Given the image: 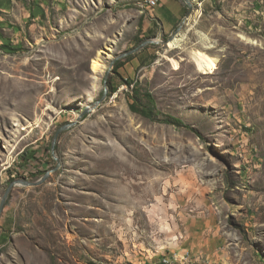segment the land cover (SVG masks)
Instances as JSON below:
<instances>
[{
    "label": "rangeland",
    "instance_id": "rangeland-1",
    "mask_svg": "<svg viewBox=\"0 0 264 264\" xmlns=\"http://www.w3.org/2000/svg\"><path fill=\"white\" fill-rule=\"evenodd\" d=\"M190 2H0V202L54 170L11 189L0 264H164L204 221L264 264V0Z\"/></svg>",
    "mask_w": 264,
    "mask_h": 264
},
{
    "label": "crops",
    "instance_id": "crops-1",
    "mask_svg": "<svg viewBox=\"0 0 264 264\" xmlns=\"http://www.w3.org/2000/svg\"><path fill=\"white\" fill-rule=\"evenodd\" d=\"M209 223L204 221L199 227L187 226L185 235L176 240L175 248L169 253L187 255L185 264H262L254 260L258 258H253V252H245L238 238L227 236L215 228L209 230Z\"/></svg>",
    "mask_w": 264,
    "mask_h": 264
},
{
    "label": "water",
    "instance_id": "water-1",
    "mask_svg": "<svg viewBox=\"0 0 264 264\" xmlns=\"http://www.w3.org/2000/svg\"><path fill=\"white\" fill-rule=\"evenodd\" d=\"M185 1V3L191 8L192 7V4H191V2H190V0H184ZM147 42H145L144 44H146ZM144 44H141L139 47H137V48H135V49H133L132 51H130L128 54H131V53H134L135 51H137L138 49H140ZM123 56V55H122ZM122 56H116V57H114L113 58V60L110 62V64H109V70L110 69H112V65L119 59V58H121ZM104 84H105V88H104V90H103V93H102V96H101V98L99 99V100H97L96 102H94V104L92 105V106H85L84 107V109L80 112V114H79V116H78V118H77V120L75 121V122H71V123H69V124H66V125H64L63 127H62V129H60V130H58V132L55 134V136H54V139H53V142H52V144H51V151L52 152H54V146H55V142H56V139H57V137H58V134L60 133V131H62V130H65V129H67V128H70V127H72V126H74L85 114H87L89 111H91L93 108H95V107H97V105H99L104 99H105V97H106V95H107V88H106V81H104ZM54 158H55V160L57 161V166L59 165V160L57 159V157L56 156H54ZM52 171H54V170H52ZM52 171H50V172H52ZM49 171L48 172H46V174L39 180V181H37V182H33V183H31V182H27L26 180H18V181H15V182H12V183H10L9 184V186H8V188L6 189V191H5V193H4V195H3V197H2V199H1V202H0V216H1V212H2V210H3V208H4V205H5V202H6V200H7V197H8V195H9V193H10V191H11V189L13 188V186L14 185H16V184H21V185H25V186H35V185H39V184H41L42 182H44L46 179H47V177L49 176V173H50Z\"/></svg>",
    "mask_w": 264,
    "mask_h": 264
},
{
    "label": "bare ground",
    "instance_id": "bare-ground-1",
    "mask_svg": "<svg viewBox=\"0 0 264 264\" xmlns=\"http://www.w3.org/2000/svg\"><path fill=\"white\" fill-rule=\"evenodd\" d=\"M146 3H147V0H146ZM202 35V34H201ZM200 35V36H201ZM185 37H184V35H180V36H177V37H174L173 38V40L170 42V46H171V48H176V47H178L179 46V43L184 39ZM202 38H203V40H205L206 38H205V36L203 35L202 36ZM207 44V43H206ZM206 47V46H205ZM208 47V46H207ZM209 48V47H208ZM197 66L199 67V70L200 71H202V72H204V71H206V70H210V71H212V69H215L216 68V66H215V64H214V62L213 61H207V59L206 58H203V56H201V58L200 59H198L197 60ZM102 65L99 63V62H97V61H94L93 62V69H94V71H95V73L96 74H98V73H100L101 71H102V69H103V67L104 66H102ZM94 81L95 82H97L98 81V78L97 77H95L94 78Z\"/></svg>",
    "mask_w": 264,
    "mask_h": 264
},
{
    "label": "built area",
    "instance_id": "built-area-1",
    "mask_svg": "<svg viewBox=\"0 0 264 264\" xmlns=\"http://www.w3.org/2000/svg\"><path fill=\"white\" fill-rule=\"evenodd\" d=\"M159 5V0H147V3L144 4V6L146 7V9L148 10H153L154 8H156ZM188 256L184 255V256H176V255H171V257L164 258L163 259V263L164 264H172V263H176V264H185V262L187 261Z\"/></svg>",
    "mask_w": 264,
    "mask_h": 264
},
{
    "label": "trees",
    "instance_id": "trees-1",
    "mask_svg": "<svg viewBox=\"0 0 264 264\" xmlns=\"http://www.w3.org/2000/svg\"><path fill=\"white\" fill-rule=\"evenodd\" d=\"M118 68H119V64H118V62H115V63H114V69H118ZM109 95H110V94H108V96H109ZM130 108H131V110L134 111V112L137 111V110L135 109V107L132 106V105L130 106ZM143 114H145V115L148 116V117H151L152 112L145 110V111H143Z\"/></svg>",
    "mask_w": 264,
    "mask_h": 264
}]
</instances>
